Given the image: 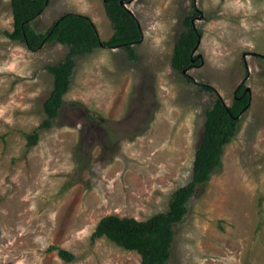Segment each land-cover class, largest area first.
Here are the masks:
<instances>
[{
  "label": "rangeland",
  "instance_id": "374dc122",
  "mask_svg": "<svg viewBox=\"0 0 264 264\" xmlns=\"http://www.w3.org/2000/svg\"><path fill=\"white\" fill-rule=\"evenodd\" d=\"M127 7L144 33L138 59L104 46L77 56L59 116L40 129L54 82L47 66L68 48L46 42L30 50L11 40L12 3L0 0V264H142L138 252L92 234L110 214L142 220L167 211L192 178L214 95L188 82L172 55L195 8L203 63L188 73L227 104L244 81L251 103L222 166L175 224L169 264H264V0H129ZM65 12L90 16L102 39L114 31L103 0H50L32 26L45 32ZM35 130L39 141L28 147Z\"/></svg>",
  "mask_w": 264,
  "mask_h": 264
},
{
  "label": "trees",
  "instance_id": "16d2710c",
  "mask_svg": "<svg viewBox=\"0 0 264 264\" xmlns=\"http://www.w3.org/2000/svg\"><path fill=\"white\" fill-rule=\"evenodd\" d=\"M128 1L122 4V0H103L114 31L108 39H102L93 19L76 12L63 13L45 32H39L32 26V22L44 12L50 0H11L14 27L12 31H5L11 40L24 42L30 50H37L46 42H58L68 48L59 63L47 66L54 82L44 102L46 116L40 129L52 127L54 119L59 116L64 97L72 83L77 56L92 53L96 48L104 46L122 48L129 59H138L135 45L142 41L144 33L138 18L127 8ZM200 13L195 8V12L185 18V29L179 35L172 55L173 67L188 82L214 95V103L206 111L203 137L195 154L192 178L174 191L167 211L142 220L110 214L99 220L92 234L93 240L107 237L126 250L138 252L142 264H169L175 224L185 218L189 210L188 203L198 188L209 182L214 171L222 166L225 146L238 133L241 119L239 114L251 103V92L247 91L248 86L244 81L236 89L232 104H227L212 85L196 81L188 73L203 63V57L194 51L203 35V31L195 24ZM39 138L38 130L27 134L28 147L36 145ZM50 249H58L59 256L66 261L75 259V255L66 249L57 246H51Z\"/></svg>",
  "mask_w": 264,
  "mask_h": 264
},
{
  "label": "water",
  "instance_id": "95a60500",
  "mask_svg": "<svg viewBox=\"0 0 264 264\" xmlns=\"http://www.w3.org/2000/svg\"><path fill=\"white\" fill-rule=\"evenodd\" d=\"M121 3H122V4H125V0H122ZM127 8H128V7H127ZM128 9H129V8H128ZM129 10H130V9H129ZM200 43H201V39L198 41V43H197V45H196V47H195V49H194L195 52H196V50L198 49ZM184 73H186V71H184ZM247 91H250V87L247 88ZM245 110H246V108H245V109L239 114V116H241L242 113H243Z\"/></svg>",
  "mask_w": 264,
  "mask_h": 264
},
{
  "label": "bare ground",
  "instance_id": "6f19581e",
  "mask_svg": "<svg viewBox=\"0 0 264 264\" xmlns=\"http://www.w3.org/2000/svg\"><path fill=\"white\" fill-rule=\"evenodd\" d=\"M154 4V3H153ZM14 13V12H13ZM108 16V15H107ZM49 41V40H48ZM115 46V45H114ZM96 53V52H95Z\"/></svg>",
  "mask_w": 264,
  "mask_h": 264
}]
</instances>
